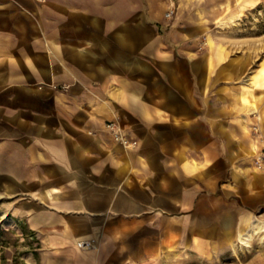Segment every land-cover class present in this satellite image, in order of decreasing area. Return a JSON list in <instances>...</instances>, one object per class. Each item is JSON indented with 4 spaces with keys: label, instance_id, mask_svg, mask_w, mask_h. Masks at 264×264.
<instances>
[{
    "label": "crops",
    "instance_id": "crops-1",
    "mask_svg": "<svg viewBox=\"0 0 264 264\" xmlns=\"http://www.w3.org/2000/svg\"><path fill=\"white\" fill-rule=\"evenodd\" d=\"M168 6L0 0V221L36 238L29 262L227 264L264 200V66L179 49Z\"/></svg>",
    "mask_w": 264,
    "mask_h": 264
},
{
    "label": "rangeland",
    "instance_id": "rangeland-1",
    "mask_svg": "<svg viewBox=\"0 0 264 264\" xmlns=\"http://www.w3.org/2000/svg\"><path fill=\"white\" fill-rule=\"evenodd\" d=\"M168 1L169 6L164 11L166 30L175 35L179 49L206 51L216 58L219 56L225 65L231 67L235 61L250 62L245 66L251 69L264 66V0L253 5L246 0ZM249 71L246 69L241 75L243 88L250 86L247 81ZM259 96L264 99V94ZM252 130L258 140L264 139V132H261L258 125L253 126ZM254 159L253 166L258 169ZM245 212L242 209V214ZM250 214L254 219L264 220V200ZM239 226V219L235 218L233 232L222 237L223 247L214 257L224 259L227 264H233L239 259L242 264H264V229L256 232L249 245L243 247L238 240ZM38 246L33 235L26 232L19 235L0 221V264H34L29 262V257H38L34 249ZM233 247H236V255Z\"/></svg>",
    "mask_w": 264,
    "mask_h": 264
},
{
    "label": "built area",
    "instance_id": "built-area-1",
    "mask_svg": "<svg viewBox=\"0 0 264 264\" xmlns=\"http://www.w3.org/2000/svg\"><path fill=\"white\" fill-rule=\"evenodd\" d=\"M169 14L170 13H167V15ZM105 125L107 129L112 133L114 139L118 141L119 143H121L122 145L133 146L136 144L135 140L126 137L122 133L121 128L118 123L114 121H108ZM254 129L256 130V127H254ZM261 140L262 141H261L260 148L258 152L256 153L255 159H254V164L258 169L264 167V139H261ZM80 244H83V243H80Z\"/></svg>",
    "mask_w": 264,
    "mask_h": 264
},
{
    "label": "bare ground",
    "instance_id": "bare-ground-1",
    "mask_svg": "<svg viewBox=\"0 0 264 264\" xmlns=\"http://www.w3.org/2000/svg\"><path fill=\"white\" fill-rule=\"evenodd\" d=\"M261 139L259 142L261 143ZM243 225L238 231V240L241 246L246 247L249 245L251 237L258 231L264 229V220H258L252 218L251 214L244 216ZM236 247H233V252L236 255Z\"/></svg>",
    "mask_w": 264,
    "mask_h": 264
}]
</instances>
